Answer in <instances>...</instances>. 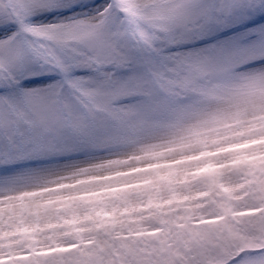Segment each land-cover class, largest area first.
Segmentation results:
<instances>
[{
	"label": "snow or ice",
	"instance_id": "snow-or-ice-1",
	"mask_svg": "<svg viewBox=\"0 0 264 264\" xmlns=\"http://www.w3.org/2000/svg\"><path fill=\"white\" fill-rule=\"evenodd\" d=\"M0 264H264V0H0Z\"/></svg>",
	"mask_w": 264,
	"mask_h": 264
}]
</instances>
